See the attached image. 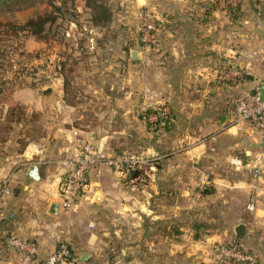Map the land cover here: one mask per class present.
<instances>
[{
	"label": "crops",
	"instance_id": "1",
	"mask_svg": "<svg viewBox=\"0 0 264 264\" xmlns=\"http://www.w3.org/2000/svg\"><path fill=\"white\" fill-rule=\"evenodd\" d=\"M108 2L125 28L120 24L104 59L76 61V68L84 62L91 69L89 78L34 79L0 102V179L12 174L1 202L0 264L17 263L9 236L34 239L37 264L61 243L73 257L59 264H201L213 244L234 241L240 223L237 242L264 264V179L256 183L247 164L264 145L255 125L230 124L236 99L257 79L264 81V0ZM236 3L239 16L233 18L227 6ZM74 5L89 15L84 0ZM145 9L157 25L148 43L139 29ZM132 49L139 60L131 59ZM228 63L246 68L243 81H223ZM94 69L106 73L91 75ZM90 98L101 101L83 102ZM12 104L24 107L21 118L12 119ZM161 107L168 108L166 124L149 127L143 113ZM28 112L36 114L37 134L22 145ZM82 141H93L105 154L135 147L147 163L128 175L95 165L86 192L62 209L58 182L65 168L59 158L64 147ZM234 159L243 166L233 165ZM32 165L39 167L38 180L28 175ZM201 219L210 228L197 226Z\"/></svg>",
	"mask_w": 264,
	"mask_h": 264
},
{
	"label": "built area",
	"instance_id": "2",
	"mask_svg": "<svg viewBox=\"0 0 264 264\" xmlns=\"http://www.w3.org/2000/svg\"><path fill=\"white\" fill-rule=\"evenodd\" d=\"M156 28L155 18L149 10L145 9L141 23V39L144 43L152 40ZM46 57L48 58V61H46L48 77L54 78L60 76V65L55 61L52 63L48 53ZM246 71L245 67L228 63L223 68L222 79L227 82L243 81ZM263 83L264 81L257 79L252 89L236 99L230 118L231 125L239 123H251L255 125L260 132L262 145H264V100L261 99L260 90ZM167 116L168 108L161 107L149 113L146 120L151 124H157L164 122ZM59 163L65 168L58 182L59 204L62 209H69L86 192L88 188V173L92 167L104 164L114 172L128 175L144 166L147 163V157L143 153L136 152L105 154L101 147L93 141H82L73 148L64 147L59 158ZM232 163L235 166H243L244 164L240 159H234ZM247 164L251 165L254 177L258 179L264 177V149L257 152L253 157H250ZM11 181V173L0 179V216L2 215L1 202L10 193ZM254 203V197H251L247 204L249 210L252 211L254 209ZM7 244L17 251L18 258L16 264L38 263L39 247L34 239L9 236ZM72 257L70 248L61 243L44 261L46 264H59L63 261L71 260ZM201 264L260 263L253 250L245 248L235 241H224L213 244L211 252L201 260Z\"/></svg>",
	"mask_w": 264,
	"mask_h": 264
},
{
	"label": "rangeland",
	"instance_id": "3",
	"mask_svg": "<svg viewBox=\"0 0 264 264\" xmlns=\"http://www.w3.org/2000/svg\"><path fill=\"white\" fill-rule=\"evenodd\" d=\"M105 2L107 7L111 9L113 2L110 4L108 0H105ZM43 9V5H37L15 12H4L0 10V102L15 88L33 84L34 79L44 82L45 75H48L46 69V61H48L46 57L47 53L51 57L52 63L55 61L60 65V72L63 77L72 74L78 76L84 73L82 76L89 78L91 69L88 70L87 64L84 62L81 64V67H84V69L76 68L74 66L76 61L85 60L87 62L90 60V62L93 63L96 60L100 61L104 59L107 54L111 52V50L109 52V48L112 47L115 37L119 36L120 24L125 28V25L117 18H114L113 14L109 21L102 25L95 26L89 21L90 15L87 16L77 12L73 19L68 17L69 19L67 21L58 18L50 28L47 26L44 36L39 38L31 35L25 29H22L20 25H22L27 18L34 16L36 13H40ZM260 10V19L264 20V6H261ZM70 27H73L72 30H70ZM139 29L141 32V25ZM123 36H126V34ZM89 43L92 44L90 49L87 47ZM81 47L82 51H80ZM108 56L110 57V55ZM38 69L40 71H38ZM82 70H86V72ZM105 73H101L94 69L91 75H104ZM100 101L101 99L90 98V100L87 99L83 102L87 105H96L100 103ZM106 102L109 103L108 100ZM11 108L14 109V113L11 115L12 119L21 118L24 107L18 104H12ZM35 116L36 114L34 112H28L26 115L27 126L24 139L26 137L27 139H23L22 145L29 142V136L37 134L33 126L35 123ZM85 117H91V115L87 114ZM12 119L10 120L13 121ZM124 150L125 152H141L140 149L135 147H127ZM259 150L261 149H258V151ZM253 178L257 183L259 179L254 176ZM263 179L264 177L261 178V180ZM254 186H256V184H254ZM205 223L210 222L201 219L196 225H201L203 227L207 225V228H210V225ZM199 230L200 229L193 230L192 234L195 235L197 233L196 235L198 236Z\"/></svg>",
	"mask_w": 264,
	"mask_h": 264
},
{
	"label": "trees",
	"instance_id": "4",
	"mask_svg": "<svg viewBox=\"0 0 264 264\" xmlns=\"http://www.w3.org/2000/svg\"><path fill=\"white\" fill-rule=\"evenodd\" d=\"M243 1L254 5L258 4V0ZM74 4L75 0H0V10H3L4 12H15L24 8L43 5L44 9L40 13H36L34 16L27 18L25 22L20 25L22 29H25L31 35L42 38L46 32L45 30L47 26L50 28V26L54 24L58 18L66 21L69 19L68 17H70V19L74 18L77 14ZM239 4L240 3H236L227 6V10L231 13L233 18H238L239 16ZM84 6L89 11V21L95 26L106 23L112 16V12L107 7L105 0H84ZM260 7L259 11L261 12ZM38 71L40 70L38 69ZM59 73L62 75L61 72ZM47 80H49L48 75H45L44 82ZM64 82L66 85V78L64 79ZM232 83L234 84L236 82ZM154 111V109L146 110L143 113L146 124L151 128L162 126L166 122L165 120L164 122L157 124L149 123L146 120V117L149 113Z\"/></svg>",
	"mask_w": 264,
	"mask_h": 264
},
{
	"label": "water",
	"instance_id": "5",
	"mask_svg": "<svg viewBox=\"0 0 264 264\" xmlns=\"http://www.w3.org/2000/svg\"><path fill=\"white\" fill-rule=\"evenodd\" d=\"M130 57L131 59L133 60H139L140 59V56L138 54V51L136 49H132L130 51ZM51 91V89L48 87L46 89H44L43 93L44 94H47ZM261 99L264 100V83L261 85ZM28 175L34 179V180H38L39 179V167L37 165H32L29 170H28ZM56 206V205H55ZM244 227H243V224H237L235 227H234V234H235V239L234 241L237 242L238 238L241 236V233L243 231ZM39 264H46L44 260H41L39 262Z\"/></svg>",
	"mask_w": 264,
	"mask_h": 264
}]
</instances>
